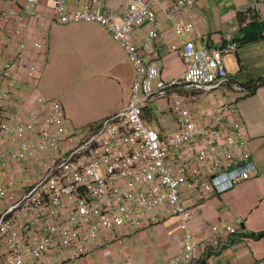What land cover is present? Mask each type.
I'll use <instances>...</instances> for the list:
<instances>
[{
  "label": "built area",
  "instance_id": "2783aa9c",
  "mask_svg": "<svg viewBox=\"0 0 264 264\" xmlns=\"http://www.w3.org/2000/svg\"><path fill=\"white\" fill-rule=\"evenodd\" d=\"M0 1L11 6L0 11V22L14 25L10 34H0V199L8 202L0 207V264H72L94 253L110 257L112 245L122 246L132 234L169 219H176L183 242L164 264H197L200 249L226 245L237 234L232 224L212 225L208 236L194 240L189 222L195 209L183 204L182 193L193 195L195 203L219 196L256 169L242 129L231 122L235 106L201 111L202 119L211 118L202 125L191 109L196 98L228 84L244 91L230 81L224 62L236 45L199 48L189 39L172 45L183 72L165 80L136 44L141 28L147 45L160 40L165 21L173 36L191 33L194 22L183 15L198 0L172 5L129 0L118 11L104 0H86L78 11H67L66 0H53L56 23L101 25L135 70L127 106L81 127L68 123L59 100L44 99L38 91L40 66L33 50L40 52L43 44L27 41L25 32L43 19L40 0ZM12 41L14 50L5 59ZM15 82L28 86L27 96ZM157 101L174 116V132L146 123L144 110Z\"/></svg>",
  "mask_w": 264,
  "mask_h": 264
},
{
  "label": "crops",
  "instance_id": "0c3cea01",
  "mask_svg": "<svg viewBox=\"0 0 264 264\" xmlns=\"http://www.w3.org/2000/svg\"><path fill=\"white\" fill-rule=\"evenodd\" d=\"M17 1L22 3V0ZM104 1L107 7L118 11L129 0ZM174 1L167 0V3L172 5ZM87 4L86 0H66L65 8L67 11L84 10ZM10 7L9 3L0 1V11ZM38 9L43 19L28 26L25 37L29 42L41 41L43 44L41 53L33 50L39 58V94L46 99L59 100L69 124L78 125L74 127L85 126L125 108L135 70L120 45L97 23H56L53 0H40ZM253 10L258 15L254 23L264 22V0H198L183 15L185 21L194 22L191 33L173 36L171 22L165 21L159 32L160 40L147 45L146 29L141 28L135 33L136 44L145 60L154 63L165 80L176 78L183 72V62L170 50L172 45L180 46L188 39L199 48L231 44L246 33ZM239 13H244L241 24L237 19ZM13 27L0 22V34H10ZM234 44L236 48L224 57V62L230 81L243 86L244 91H233L228 84L226 88L196 98L191 102V109L198 113L197 123L202 125L210 123L211 118L202 119L201 111L214 110L223 103L235 106L236 116L231 122L238 123L242 129V138L256 169L249 180L197 203L193 195L183 190V204L195 209L189 222L195 241L208 236L210 227L216 224H232L237 231L236 235L227 238L221 249H200L197 264H264V238L249 237L264 232V85L256 86L255 83L264 81V38L246 45H237V41ZM14 46L13 41L8 44L5 59ZM12 85L25 96L30 92L24 84L15 82ZM200 101L207 105L202 108ZM151 104L163 116L170 113L164 102ZM149 105L144 110L146 123L162 131L168 123L162 124L163 119L154 121ZM172 119L175 125L173 115ZM211 125L216 123L213 121ZM182 242V231L176 219H169L132 234L124 240L123 246L111 251L110 257L94 253L72 264H164L180 253Z\"/></svg>",
  "mask_w": 264,
  "mask_h": 264
},
{
  "label": "trees",
  "instance_id": "16d2710c",
  "mask_svg": "<svg viewBox=\"0 0 264 264\" xmlns=\"http://www.w3.org/2000/svg\"><path fill=\"white\" fill-rule=\"evenodd\" d=\"M254 14H251L249 16L250 18V23H248L247 27L245 28V32L241 38L238 39H234L233 43H235L237 41V45H246L249 43H254V42H258L261 39H263V32H264V22H260V24H256L254 23L255 20L258 19V15L257 12H255L253 10ZM244 13H239L237 16L238 22L239 24H241L244 20ZM253 239H262L264 238V232L263 233H259L257 235H252L249 236Z\"/></svg>",
  "mask_w": 264,
  "mask_h": 264
},
{
  "label": "rangeland",
  "instance_id": "374dc122",
  "mask_svg": "<svg viewBox=\"0 0 264 264\" xmlns=\"http://www.w3.org/2000/svg\"><path fill=\"white\" fill-rule=\"evenodd\" d=\"M117 43V42H116ZM118 44V43H117ZM121 47V46H120ZM121 49H122V47H121ZM123 50V49H122ZM233 52V51H232ZM231 52V53H232ZM80 74V73H79ZM256 83V86H260V85H264V81H257V82H255ZM133 84V83H132ZM131 94H132V86H131V88H130V90H129V98H130V96H131ZM44 99H46V98H44ZM129 101V100H128ZM201 102V105H202V108L205 106V105H207V104H205V102L204 101H200ZM149 108L151 109L150 111H151V116H152V118H153V120L154 121H158V120H161L162 121V119L165 121H162V124H167L168 123V125H166V128L164 127V129L162 130L163 132H165L166 134H168L170 131H172V132H174L175 131V125H174V123H172L171 122V120H173L172 119V115L170 114V113H168L166 116H163L161 113V111L160 110H158L153 104H151V105H149ZM104 118V117H103ZM102 119V118H101ZM101 119H98V120H95V121H93V122H90V123H95V122H97V121H100ZM69 123V122H68ZM90 123H88V124H90ZM158 123V122H157ZM88 124H86V125H88ZM85 125V126H86ZM74 126H78V125H74ZM4 204H8V202H6V201H3V200H1L0 199V207H2ZM124 244V243H123ZM123 244H122V246H123ZM119 248V246H115V245H112L111 246V251H113V249L114 248Z\"/></svg>",
  "mask_w": 264,
  "mask_h": 264
}]
</instances>
